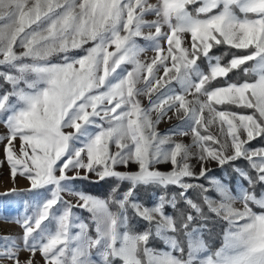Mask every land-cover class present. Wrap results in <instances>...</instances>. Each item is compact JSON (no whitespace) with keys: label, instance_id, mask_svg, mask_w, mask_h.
<instances>
[{"label":"snow or ice","instance_id":"obj_1","mask_svg":"<svg viewBox=\"0 0 264 264\" xmlns=\"http://www.w3.org/2000/svg\"><path fill=\"white\" fill-rule=\"evenodd\" d=\"M221 45L238 52L222 62ZM235 70L254 79L232 82ZM0 81V164L29 182L0 197L34 198L14 220L22 236L0 237V261L33 264L38 251L45 264H264V144L250 147L264 140V0H0ZM170 112L181 123L161 133ZM189 134L191 144L174 139ZM209 162L241 183L210 176ZM76 180L113 186L100 198ZM141 188L158 193L152 206ZM213 218L228 227L210 253L202 235ZM21 251L32 255L21 261Z\"/></svg>","mask_w":264,"mask_h":264},{"label":"rangeland","instance_id":"obj_2","mask_svg":"<svg viewBox=\"0 0 264 264\" xmlns=\"http://www.w3.org/2000/svg\"><path fill=\"white\" fill-rule=\"evenodd\" d=\"M150 2L151 3H156V0H150ZM154 18L155 17L152 16V15L146 16V19L149 20V21L153 20ZM145 34H147V31H145ZM138 43H140L141 45H144L146 42L143 41L142 39L138 38ZM88 46H90V45H86V47H88ZM111 50L112 49H110V51ZM82 54H83L82 50H74L73 52L70 53V55H76V56H79V55H82ZM154 56H155V53L149 49L148 51H146L145 53H143L141 55L140 59H141L142 62H146L147 63V62H150L151 58H153ZM53 59H54V61H57V58H53ZM252 63H254V62H249L248 64L243 65L241 67L242 68L250 67ZM125 67H128L129 69H131L130 65H127ZM241 72L243 73V75H245V73L242 70H241ZM247 76L250 77V79H254V76H252V75H247ZM173 86L176 87L177 91H179V86L178 85L173 84ZM139 99L141 100V102H142L144 107H148V99L147 98L140 97ZM187 99H192V96H188ZM223 107L229 108L232 111L234 110V106L225 105ZM241 109H246V108H241ZM246 110H247V112H241V113L242 114H252V112L254 111L252 109H246ZM152 115H153V118H155V115H156L155 112H153ZM168 115L171 117V119H167L166 118V119L162 120L161 123L158 125V131L161 132V133H166L170 129L175 128L177 125H179L181 123V121L179 119H177V117L175 115H173V113L170 112ZM205 115H207V113H205ZM209 132L211 134L217 135L219 133L218 126L213 125L209 129ZM6 135H7V128L4 125V123L0 122V137L6 136ZM174 139H176L178 142H182V143H185V144H191L192 143L191 134H189L188 136H176V137H174ZM6 143H7L6 140L0 142V161L4 160V145ZM14 144H15L16 148L19 149L20 141L18 139L16 141H14ZM259 146H261V145H256L255 147H259ZM197 151H198L197 149H195V148L193 149V152H197ZM238 161H240V160H238ZM190 163H191V165L193 167V170L195 172L199 173V171H200V162L197 159H192L190 161ZM240 164H241V166L239 165L238 167L244 168L246 170L248 169L247 162H241ZM171 167H172L171 164H161V165L158 166L159 170H161V171H170ZM207 167L211 169V171L209 172L210 176L217 177L215 175L216 173L214 172V171H217V170H221L225 174L224 168L219 167L214 162H209L207 164ZM119 170L120 171H124L125 169H123L121 167V168H119ZM129 170L135 171L136 170V166L135 165L130 166ZM69 174H71V173H69ZM81 174L83 175V172ZM217 178H219V177H217ZM224 178L225 179L223 181L229 183L228 182V180H229L228 177L225 176ZM93 179H95V177H93ZM236 180L237 181L233 185V187H236V186L239 185V183H241L238 180V178ZM28 186H29V182H28L27 179L17 175L15 180H13V178L10 175L9 166L6 163L0 164V192H5L6 190H8L10 188H13V187H15L17 189H25ZM62 195H63L64 200L71 201L73 203L76 202V197L75 196L69 195L67 193H63ZM33 199L34 198H33L32 194H30V193H25L22 196L0 197V237H3V236L21 237L22 236L23 230L18 224H16L14 222V220L16 218L24 215L26 212H30L31 211V207H32V204H33ZM235 206L237 208H241L242 207V205H240L239 203H237ZM254 211L258 212L260 210L258 208H254ZM45 223H47V221ZM0 243H2V241H0ZM30 255H32V254L30 252H28V251H21L19 253V259L21 261H26V260H28ZM0 264H11V262L7 261V260H3V261H0ZM33 264H45L44 258L42 257V255L38 251L35 253V255L33 257Z\"/></svg>","mask_w":264,"mask_h":264},{"label":"trees","instance_id":"obj_3","mask_svg":"<svg viewBox=\"0 0 264 264\" xmlns=\"http://www.w3.org/2000/svg\"><path fill=\"white\" fill-rule=\"evenodd\" d=\"M196 6L197 5H191L190 8L194 9ZM213 51L216 55L222 56V62H227L231 58L232 53L238 52V50L229 49L226 45L218 46L214 48ZM242 51L243 50H239V52H242ZM225 53H228V55H224ZM201 66L206 69V65L203 62H201ZM229 78L232 82H242L245 79H250V77H248L247 75H243L241 70H236L230 73ZM213 83L214 84L220 83V81H214ZM2 84H3V81H0V85ZM6 87H7L6 85L4 87H0V92H3ZM233 111L240 112V113L247 112L246 109H241V108H236V107H234ZM262 141L263 140H255L253 141L250 147H255L256 145L264 144V141L263 142ZM241 162H246V161H243V160L236 161L235 165L241 166L240 164ZM224 170H225L226 175L221 170L214 171L216 173L215 175L223 180L225 179L224 177L227 176L229 179L228 180L229 184L233 186L237 181L236 174L234 173L233 168L226 165L224 167ZM73 183L77 190L88 192L100 198H106L111 190V187L113 186V181L111 180H106V181L99 182V183H89L86 180H76ZM126 187L127 185H122L121 190L122 191L126 190ZM157 195L158 193L152 189L141 188L137 192L138 199L147 206H152L156 202ZM193 197L195 198V193H193ZM74 210L78 215L83 217L86 221L88 220L89 214L86 211H83L81 209H74ZM167 211L169 214L174 213V210L171 208L167 209ZM209 215H212V214L209 213ZM133 221H134L133 222L134 229L138 230L142 228L143 226L142 221H139L138 218H135V217H133ZM227 227L228 225L225 221L219 220L216 218H213L212 220L207 222V228L204 230L202 237L205 240L210 253L215 252L223 245L224 232ZM152 246L163 248L162 242H159V241H153Z\"/></svg>","mask_w":264,"mask_h":264}]
</instances>
